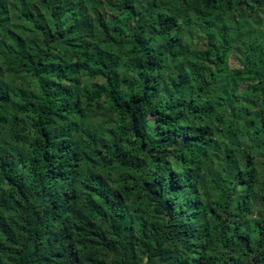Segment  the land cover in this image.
<instances>
[{
	"label": "trees",
	"instance_id": "16d2710c",
	"mask_svg": "<svg viewBox=\"0 0 264 264\" xmlns=\"http://www.w3.org/2000/svg\"><path fill=\"white\" fill-rule=\"evenodd\" d=\"M0 264H264V0H0Z\"/></svg>",
	"mask_w": 264,
	"mask_h": 264
},
{
	"label": "rangeland",
	"instance_id": "374dc122",
	"mask_svg": "<svg viewBox=\"0 0 264 264\" xmlns=\"http://www.w3.org/2000/svg\"><path fill=\"white\" fill-rule=\"evenodd\" d=\"M255 205H256V206H258V204H257V203H255ZM257 209H258V207H257V208H255V209H254V211H256Z\"/></svg>",
	"mask_w": 264,
	"mask_h": 264
}]
</instances>
